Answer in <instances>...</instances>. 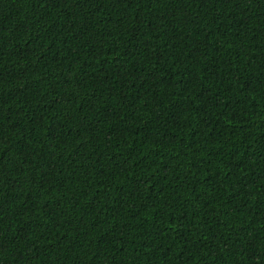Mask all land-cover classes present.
Listing matches in <instances>:
<instances>
[{"label":"trees","instance_id":"1","mask_svg":"<svg viewBox=\"0 0 264 264\" xmlns=\"http://www.w3.org/2000/svg\"><path fill=\"white\" fill-rule=\"evenodd\" d=\"M0 264H264V0H0Z\"/></svg>","mask_w":264,"mask_h":264}]
</instances>
